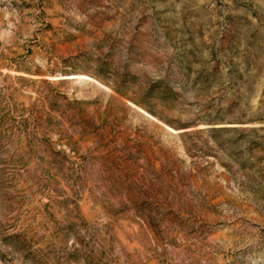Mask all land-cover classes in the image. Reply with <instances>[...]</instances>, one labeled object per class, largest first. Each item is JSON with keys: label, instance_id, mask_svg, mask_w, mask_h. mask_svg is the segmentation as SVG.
<instances>
[{"label": "rangeland", "instance_id": "rangeland-1", "mask_svg": "<svg viewBox=\"0 0 264 264\" xmlns=\"http://www.w3.org/2000/svg\"><path fill=\"white\" fill-rule=\"evenodd\" d=\"M0 264H264V0H0Z\"/></svg>", "mask_w": 264, "mask_h": 264}]
</instances>
